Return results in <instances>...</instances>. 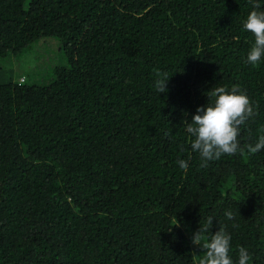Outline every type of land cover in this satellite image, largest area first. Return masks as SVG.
Here are the masks:
<instances>
[{
	"label": "trees",
	"instance_id": "16d2710c",
	"mask_svg": "<svg viewBox=\"0 0 264 264\" xmlns=\"http://www.w3.org/2000/svg\"><path fill=\"white\" fill-rule=\"evenodd\" d=\"M251 10L0 0V264H199L192 236L208 217L204 238L223 226L233 264L240 247L264 264V149L248 151L264 135V56L246 63ZM234 85L255 111L241 151L201 167L186 125L208 91Z\"/></svg>",
	"mask_w": 264,
	"mask_h": 264
},
{
	"label": "clouds",
	"instance_id": "9594fccd",
	"mask_svg": "<svg viewBox=\"0 0 264 264\" xmlns=\"http://www.w3.org/2000/svg\"><path fill=\"white\" fill-rule=\"evenodd\" d=\"M252 9L244 22V29L251 32L255 42L251 47L246 63L257 65L264 56V10L258 0H249ZM159 76V73H157ZM169 77L157 79L155 87L159 94L167 93ZM210 101L206 106L197 109L190 123L186 125V132L194 137L191 149L198 152L201 158V167H206L210 161L219 160L223 155H234L241 151L238 142L239 128L252 116L255 115L250 98L240 92L238 86L234 85L231 91L225 86H215L207 92ZM264 149V135L258 142L248 146L252 154ZM179 167L185 171L189 164L185 160L178 161ZM225 216L231 220L234 218L232 211H226ZM213 225V217H208L204 226L192 236V243L202 247L205 254L199 264H233L229 255L231 235L221 226L213 233L210 240L204 238ZM251 257L246 248L240 247L238 252V264H249Z\"/></svg>",
	"mask_w": 264,
	"mask_h": 264
},
{
	"label": "rangeland",
	"instance_id": "374dc122",
	"mask_svg": "<svg viewBox=\"0 0 264 264\" xmlns=\"http://www.w3.org/2000/svg\"><path fill=\"white\" fill-rule=\"evenodd\" d=\"M9 73H11V75H12L15 79H21V77L17 74L16 70H14V69L10 70Z\"/></svg>",
	"mask_w": 264,
	"mask_h": 264
},
{
	"label": "built area",
	"instance_id": "2783aa9c",
	"mask_svg": "<svg viewBox=\"0 0 264 264\" xmlns=\"http://www.w3.org/2000/svg\"><path fill=\"white\" fill-rule=\"evenodd\" d=\"M24 80V77L21 78V81Z\"/></svg>",
	"mask_w": 264,
	"mask_h": 264
}]
</instances>
